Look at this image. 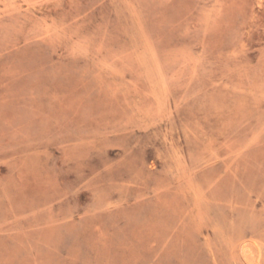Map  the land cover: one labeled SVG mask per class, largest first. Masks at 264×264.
<instances>
[{
	"label": "rangeland",
	"instance_id": "374dc122",
	"mask_svg": "<svg viewBox=\"0 0 264 264\" xmlns=\"http://www.w3.org/2000/svg\"><path fill=\"white\" fill-rule=\"evenodd\" d=\"M0 264H264V0H0Z\"/></svg>",
	"mask_w": 264,
	"mask_h": 264
}]
</instances>
